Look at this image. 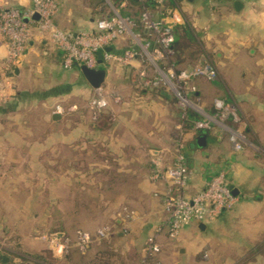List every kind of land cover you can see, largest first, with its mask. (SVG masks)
Segmentation results:
<instances>
[{
	"label": "crops",
	"instance_id": "1",
	"mask_svg": "<svg viewBox=\"0 0 264 264\" xmlns=\"http://www.w3.org/2000/svg\"><path fill=\"white\" fill-rule=\"evenodd\" d=\"M13 1L20 8H27L32 4V0ZM70 1L73 0L58 2L62 5ZM240 1L242 5L235 9L233 0H213L212 3L207 0H175L174 4L168 0L167 6H171V10L166 14L171 16V12L177 11L179 7L198 11L223 6L232 11L227 19H252L254 22L264 19V0ZM67 14L66 19H58L56 16L54 22L61 28L74 33L95 27L96 19L91 17L85 9L79 11L78 17L75 18ZM139 14L140 12L137 21ZM132 30L145 35V31L135 21ZM228 35L232 38L234 32L230 30ZM238 35L253 42L248 47L228 48L223 51L227 63H231L232 66L236 64L237 72H240L238 75H233L234 70L230 69L231 74L226 79L230 81L228 86L264 89V30L245 33L244 36ZM130 40L129 35L119 37L108 48L110 51L122 53L128 47ZM232 51L235 57L239 56L237 60L230 59L233 55ZM140 57L136 56L130 64H118L105 61L101 53L103 61L98 63L97 67L104 69L105 76L100 87L104 85L109 87L105 91L109 97V106L96 119L94 128L88 129L79 125L78 128H52L51 130L19 127L2 129V167L6 164L10 165L5 170L8 172L2 173V180L7 176L8 183H39L42 179L38 178V169L46 166L51 169L50 172L46 171V176H50L47 183L61 182L65 189V185L71 184V165L77 167L73 162L76 158L75 153L81 156H78V160L75 159L80 167L82 155H85L84 153L89 149L94 151L96 159L93 162L95 183L108 182L116 185L117 194L114 196L117 201L116 211L135 210L138 214V218L127 226L126 234L122 231L124 226L120 220L113 219L115 230L112 237L100 240L95 245L94 262L90 261L85 253L74 249L68 254L65 251L61 259L54 256L58 264H140L144 255L145 241L152 233H157L161 247L154 255V259L160 264H264V91L255 96L245 93L244 99L239 98L240 102L248 100L254 105V111L250 110L251 113L241 114L240 120L243 122L246 135H249L257 145L248 144L243 150L235 151L226 133L218 129L203 131L206 137L204 146L197 145L195 139L197 132L193 135V140H186L185 163L190 170L188 194L202 188L217 171L224 170L227 181L238 200L223 209L213 221L193 222L184 226L178 236L171 239L165 231V213L162 206V197L169 183L163 179L155 181L150 179V155L161 154L172 148L173 123L170 120L177 119L179 112L172 107V95L166 93L157 95L153 100L150 99L151 96L144 98L157 107L144 108L139 105L142 99H138L134 89L137 88L135 87L136 79H138L137 70L143 59L142 55ZM60 58L61 51L47 35L44 38L36 34L29 40L27 54L21 62L23 69L31 70L30 72L34 74L38 73L42 79L54 73L57 75L55 80L64 82L63 87L55 88L57 81L47 80L49 82L43 83L41 87L51 89L41 92V96L59 97L69 93L83 96L87 91L94 90L78 68L62 69L59 65ZM30 61L32 63H29ZM21 70V67H13V75L18 77ZM215 82L217 78L212 81V84ZM222 84L225 86L223 80ZM118 91L125 94H116L120 98L117 101L114 98V92L118 93ZM23 96V94L14 93L12 89L3 101L6 106L13 107L15 103L23 100ZM226 97L227 101H234L230 94ZM210 109H214L212 102ZM3 118H9L7 113ZM50 119L52 122L69 120L55 113L50 115ZM167 121H170L169 124H166ZM32 136L34 138L29 139ZM42 136L46 140L38 138ZM81 139H85V143ZM92 139L94 144L91 142ZM60 151L62 152V180H56L55 168L59 166L55 160V152ZM26 153L34 155L35 160L22 161L25 157L29 159L25 156ZM43 153H46L45 164L43 159H39ZM21 165L31 171L25 173L19 171L18 168L19 166L21 168ZM10 193L11 190L5 191L6 196L3 197H8ZM62 197L70 198L69 187L68 190L63 191ZM11 215L13 214L3 208L0 220V242L4 245L2 256L5 260L1 261V264L31 263L35 259L21 257L24 255L16 253L15 247L23 245L29 249L37 248L38 250L43 248V245L40 247L41 243H38L36 238H28L22 234L23 217L15 221ZM29 225L26 223V226ZM12 227L17 235L22 236L19 239L21 243H11L6 237L12 233ZM63 234L65 233L62 232L60 236H64Z\"/></svg>",
	"mask_w": 264,
	"mask_h": 264
},
{
	"label": "rangeland",
	"instance_id": "2",
	"mask_svg": "<svg viewBox=\"0 0 264 264\" xmlns=\"http://www.w3.org/2000/svg\"><path fill=\"white\" fill-rule=\"evenodd\" d=\"M58 1L59 0H54L56 3V11L52 16V22L57 28L64 31L70 30L58 26L54 22L56 16H58V19H66L68 15L67 13H69L71 18H75L78 17L79 11L85 9L86 12H89L91 17L97 21L101 17H111L115 15V13L125 17L124 11H128L130 16H134L135 13L134 8L128 7L127 4L120 7L119 3H116L115 0H73L62 5L61 3L59 5ZM12 8L20 7L16 6L13 0H0V19H2V11L4 9ZM140 10L141 8H139V12ZM177 11L180 14V19L178 22H176V25L188 23L189 28L196 36V41L193 43L197 45L195 46L197 47V52H193L194 55L192 58L186 59V61L179 64H174V56H171L168 59V64H170L176 71L201 66L204 64L209 65L215 71V76L213 79L209 80L201 75H198L189 81L195 87V89L194 92L187 95V100H189L192 106L191 109L187 108V111H192L195 113L194 110H201V112L213 114L214 109H210V103L212 102L213 105V100L216 98L225 100L227 99L226 96L230 94L234 101H230L228 103L234 106L235 113L239 119L241 114L251 113L250 110L253 112L254 105L250 104L248 100H243V97H245V93L255 96L263 92L264 89L229 87L228 85L230 84V81L226 79L227 76L231 74L229 73L230 69L234 70L233 75H238L240 72H237L236 64H233L234 66H232L231 63H227V58L225 59L223 56V51L226 49L228 50V48L237 49L250 46L249 44L253 42V40L247 41L245 38H241V36L238 34L244 36L245 33L247 34L254 31L264 30V19H260V21L255 20L256 23L258 22L257 24L252 19H227L228 14H232V11L231 9H228V7L226 8L223 6L198 11H191L186 8L183 9L182 7L180 9L179 7ZM230 30L231 32H234V36H232V38L228 37ZM36 34L42 35L44 38L46 37V33L37 32ZM36 34H33V36ZM6 50V41L4 38L2 39V34H0V220L2 219L3 208L7 209L10 214H13L11 215V217H14L13 220H19V218L23 217L24 228H22V234L24 236H28V238H36L37 242L41 243L39 244L40 247L43 245V248L38 250L37 248L29 249L23 245L15 247L16 253H21L24 255L21 257H31L32 259H35V261L32 260L31 263L27 264H58L54 256L60 257L59 259H61L65 251L66 254H68L74 249L76 251L80 250L82 253H85L88 259L94 262V257L96 255L95 245L98 244L100 240L107 238L109 239L112 237L113 230H115L113 219L118 218L120 220V223L122 226H124L122 231L126 234L127 226L134 219L138 218V214H136L135 210H130L128 212L125 210L122 212H117V201L114 198V196L117 194L115 190L116 185H112L108 182L101 184L95 183V167L93 166V162L96 159L93 150L89 151V149H87L88 151L84 153L85 155H82L81 153L82 163H79L80 167L77 165L75 159L78 160L81 156H79V153H75L74 157L76 158H74L73 162H75L77 167H73V164L71 165V184L65 185L67 189L66 187L64 189V185L61 182H55L54 184L49 182L47 183V179L48 177L50 178V176H46V171L49 170L50 172L51 169L46 166L38 169V178L42 179V181L39 183H8L9 178L7 176H5L2 180V173L8 172L5 170L10 167V165L7 164L2 167V129L19 127L51 130L52 128H78L79 125L84 128L92 129L94 128L96 119L99 118L102 112L109 106V97L108 94L105 93L109 87H106V85L101 87V92L106 95L107 103L105 107L99 110L92 109L90 106V100L94 96L95 90L90 92L87 91L83 96L73 93L59 97L55 95V97H52L51 95L47 97L41 96V92L50 91L51 89L41 87L43 83H48L49 81L47 80H55V76L57 75L52 73L42 79L40 75L38 76V73L34 74L30 72L31 70L23 69L21 62L25 59L28 48L14 62L8 60ZM232 54L233 55L230 59L237 60L239 58V56H234L235 53L233 51ZM137 56L140 57V55ZM142 57L143 59L141 66L146 65V68L149 69L150 67L147 65L145 57ZM61 58L59 65L62 69L68 70L73 68V66L70 68H64L61 65ZM29 63H32V61ZM13 67L22 68L18 77L13 75ZM215 78H217V82L221 81L220 84L222 87L220 84H212V81ZM58 80H55L57 81L54 85L55 88L59 86L63 87L62 83L64 82ZM222 80L225 84V87L222 84ZM135 87H137L134 89L136 96L138 99H142V102H140L139 105L144 108L147 106L157 107L153 106L152 103H149L148 99H144L146 97L150 98L151 96L150 99L153 100L154 97L161 93H166L170 96L172 95L171 97H173L172 99L174 104H172V107L175 108L177 112H179V117H177V119L173 118L170 120L171 123H173L171 133V147H173L172 134L173 131H175V127L182 122V120H180V113L183 110L182 107L184 105L177 101L173 91L167 85H163L162 81H160V83L155 86H144L139 84L138 79H136ZM12 89L14 93L24 95L23 100L21 102L15 103L13 107L9 105L6 106L3 101L4 98L7 97V94L12 91ZM114 93L115 100L118 97L117 101L120 98L118 95L116 96V94H125V92L121 93L119 91L118 93ZM241 97L243 98V101L240 102L239 98ZM168 106L169 105H167V107ZM57 107H60L62 111L61 113H55ZM6 113L9 118L4 119L3 117H5ZM52 113H55L60 117L69 118V120L62 119L58 122H52L50 119V115ZM196 115L199 117L198 114ZM192 119L193 118L189 116L186 121H183V139L187 137V134L192 133L189 131L188 127V124ZM170 121H167L166 124H169ZM238 121L240 126L237 128H234L231 122L228 123L233 129L241 132V125L243 122L242 120ZM212 129H218V127L214 125ZM43 133H45V131H43ZM242 135L246 140L245 145H257L252 141V138L249 135L244 133H242ZM30 138L32 139L34 137L32 136L29 137V139ZM38 138L46 140V138L43 136ZM81 140H83L85 143V139ZM38 141L41 140L38 139ZM91 142L94 144V139H92ZM245 145H243L242 150ZM183 153L185 157V145L183 148ZM161 154H164V156L167 155V161L165 165L168 166L174 155L172 148L168 149L167 151H163ZM154 155L156 154L150 155V158ZM25 156H28L29 159L25 157V159H22L24 162L26 160H35L34 155H29L26 153ZM39 159H43V163L45 164L46 153L41 154ZM55 160L58 162L57 165L59 166L58 168H55V179L62 180L61 178L63 168L61 151L55 152ZM22 165L21 168L19 166V171L21 170L24 173L31 171V169H27ZM68 187L70 191V198L63 199V191L68 190ZM9 190H11L10 195L8 197H3L6 196L5 191ZM52 196H54V198ZM26 223H29L30 225L26 226ZM191 223L193 222H190L188 225ZM105 226L108 228V233L103 237H99L98 231ZM12 229V233L6 237L11 243H21V240L19 239H21L22 236L20 237V235H17L14 232L13 227ZM62 232L65 233L63 234L64 236H60ZM57 233L60 234L58 235ZM80 233H88L91 235L90 241L83 249H80L77 244V238ZM16 236L17 238L15 239ZM62 242H65V247L63 250L59 251L57 250L54 243L57 244Z\"/></svg>",
	"mask_w": 264,
	"mask_h": 264
},
{
	"label": "built area",
	"instance_id": "3",
	"mask_svg": "<svg viewBox=\"0 0 264 264\" xmlns=\"http://www.w3.org/2000/svg\"><path fill=\"white\" fill-rule=\"evenodd\" d=\"M138 0L140 4L139 24L145 31L134 32V21L129 17H122L115 13L113 16H104L98 19L91 30L79 32L64 31L57 28L52 22L56 11L54 0H32L27 8H12L2 11L0 19V34L6 41V54L9 61H16L28 48V43L33 34L46 33L52 43L62 51L61 65L70 68L73 65H86L89 68L98 66L99 52L105 61L118 64H130L137 56L142 55L149 65H142L137 70L138 82L144 86H155L162 81L173 91L175 98L184 105L180 113L181 124L175 127L172 134L174 155L170 164L165 165L167 155L156 154L150 158L152 180H167L169 186L162 197V206L165 212L166 234L169 238H176L180 230L190 222L208 223L213 221L223 209L233 205L237 196L232 193L226 172L217 171L206 184L192 194H188L187 187L190 170L186 166L183 153V121L189 118L187 108H192L187 100V95L194 92L195 87L189 82L192 78L201 75L206 79H213L215 71L209 65L191 67L185 70H175L168 59L173 54L172 43L174 35L173 26L180 19L177 11H172L171 16L166 14L168 0ZM212 3L213 0H207ZM127 4L121 0L119 6ZM37 14V18H34ZM129 35L131 40L122 53L106 50L113 41ZM149 71V72H148ZM95 94L90 100L92 109L99 110L106 106L107 98L101 92V87L94 88ZM118 97L116 98V100ZM214 113H204L194 110L199 115L188 124L189 131H206L214 125L221 132H225L235 151H241L246 140L240 131L233 129L228 122H236L239 117L232 104L216 98L213 100ZM193 110V109H192ZM57 107L55 113H61ZM108 233L105 226L98 231L99 237ZM91 235L80 233L77 244L83 249L90 241ZM55 242V241H53ZM66 242V241H65ZM65 242L54 243L57 250L65 247ZM4 245L0 242V264ZM160 250L157 233L147 237L144 244V255L140 264H160L154 255Z\"/></svg>",
	"mask_w": 264,
	"mask_h": 264
},
{
	"label": "trees",
	"instance_id": "4",
	"mask_svg": "<svg viewBox=\"0 0 264 264\" xmlns=\"http://www.w3.org/2000/svg\"><path fill=\"white\" fill-rule=\"evenodd\" d=\"M116 1H118V0H116ZM126 1H127V6L128 7L134 8V10H135L134 16L135 17L134 16H130L128 11H124V15L129 17L130 19H132L133 21H135L136 23L139 24V20L138 21L136 20V19H138V13H139V8H140V4H139L138 0H126ZM146 2L148 4H151V0H147ZM169 2L174 4L175 0H169ZM172 33L174 35V41L172 43L173 54L171 55L172 57L174 56L173 63L174 64H179L181 62L186 61V59L192 58L194 53L197 52V50H196L197 47H195L197 45L193 43L194 41H196V39H195L196 36L192 32V30L189 28L188 23H184L182 25L174 24L173 29H172ZM73 68H78L79 69V67L75 66V65H73ZM214 84H220V81L215 82ZM220 86H221V84H220ZM224 102L228 103L230 101H227V99H225ZM189 116L192 117V118H197V115L194 112H192V111H189ZM231 124L233 125L234 128H237V127L240 126L239 125V121L231 122ZM243 127H244V125L242 123L241 132L246 134ZM206 131H208V130H206ZM194 134H195V132L187 134L188 138L187 137L185 138V144H186V140H188V139L189 140H193V135Z\"/></svg>",
	"mask_w": 264,
	"mask_h": 264
},
{
	"label": "water",
	"instance_id": "5",
	"mask_svg": "<svg viewBox=\"0 0 264 264\" xmlns=\"http://www.w3.org/2000/svg\"><path fill=\"white\" fill-rule=\"evenodd\" d=\"M242 5V2L240 0H233V6L235 9H238ZM171 6H167L166 12H170ZM34 18H37V14H34ZM108 51L109 48H106ZM98 57V63H101L103 59H101V52L97 54ZM80 72L85 78V80L94 88L99 87L104 79L105 71L102 67H96V68H89L86 65H80L79 66ZM196 143L199 146H204L206 143V137L204 135V132L202 130H198L197 134L195 136ZM232 193L234 194V190H232ZM5 258L1 256V261H4Z\"/></svg>",
	"mask_w": 264,
	"mask_h": 264
}]
</instances>
